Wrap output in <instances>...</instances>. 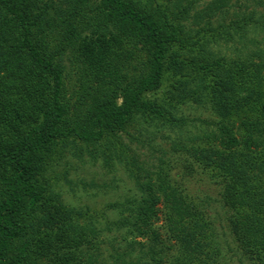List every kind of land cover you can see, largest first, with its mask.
Segmentation results:
<instances>
[{
  "label": "trees",
  "instance_id": "1",
  "mask_svg": "<svg viewBox=\"0 0 264 264\" xmlns=\"http://www.w3.org/2000/svg\"><path fill=\"white\" fill-rule=\"evenodd\" d=\"M198 4L0 0V264L95 263L102 213L53 189L68 155L118 163L132 179L138 195L108 203L119 217L105 224L144 239L150 262L135 264H227L204 202L187 192L196 168L217 185L240 264H264V13ZM188 104L209 107L211 130L188 127L178 112ZM142 125L174 133L169 153ZM172 153L185 156L178 179Z\"/></svg>",
  "mask_w": 264,
  "mask_h": 264
},
{
  "label": "rangeland",
  "instance_id": "2",
  "mask_svg": "<svg viewBox=\"0 0 264 264\" xmlns=\"http://www.w3.org/2000/svg\"><path fill=\"white\" fill-rule=\"evenodd\" d=\"M197 1L199 2L198 6H202L205 2V0ZM231 3L233 7L229 10V15L239 12L242 10L241 7H246L247 5L249 9L255 7L258 12L264 13V0H251L248 3L244 2V0H231ZM215 51L226 56H232L233 47L232 45H218L215 46ZM178 112L181 115L188 116L189 119H194L192 122L194 125L190 124L188 126L193 131L211 130L212 126H214L212 122L217 120V117L210 111L209 107L203 105L188 104L179 107ZM141 131L146 133L145 136H154L153 145L156 147L165 149L167 152L170 150V142L164 134L174 137V133H168L165 130L157 131L154 128L146 127L142 128ZM156 155H159V153H155ZM184 159V155L179 157V155L172 153L170 172L176 179L186 171L182 167ZM54 167L58 170L56 171L58 172L59 180L53 186V189L60 194L64 204L102 213L103 223H100V226H104V229L100 235L99 249L97 252H94L95 250L91 251V253L94 252V264H112L117 258L118 264H135L137 259L140 262H150L149 255L146 252L147 246H143L142 243L144 239L127 235L124 228L105 224V221H113L119 217L116 210L108 209V203L123 201L125 198L138 195L132 179L121 165L115 163L114 167L109 170L103 166L101 159L93 162L88 157L77 159L68 155L57 165L55 164ZM65 173L68 180L71 181L70 184H66L61 179L62 174L64 175ZM193 173L194 176H191ZM192 174L187 177V192L192 194L197 201L204 202V206L221 236L222 255L228 261L227 264H240L239 259H244L243 256H241L239 250L227 245V243L232 241L229 234L221 232L220 226L223 224L224 215L216 202L217 185L199 168H196ZM225 239L226 241H224ZM245 263L248 262L245 260Z\"/></svg>",
  "mask_w": 264,
  "mask_h": 264
}]
</instances>
